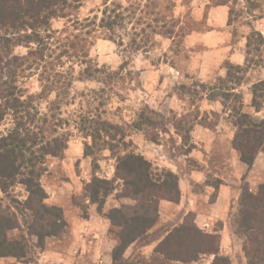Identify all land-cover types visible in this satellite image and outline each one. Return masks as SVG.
Listing matches in <instances>:
<instances>
[{
	"label": "rangeland",
	"instance_id": "rangeland-1",
	"mask_svg": "<svg viewBox=\"0 0 264 264\" xmlns=\"http://www.w3.org/2000/svg\"><path fill=\"white\" fill-rule=\"evenodd\" d=\"M101 1L82 0L76 17L95 12ZM217 1L191 0L188 7L193 14H198L205 5L212 6ZM225 7L231 23L222 27L228 32L224 43L231 45V51L235 47L242 48L246 57L242 69L235 73L240 77L239 84L223 81L225 73L219 74L217 68L203 78L180 71L181 63L177 61L179 55H187L186 49L180 44L164 50L159 36L147 52H131L107 39L95 40L89 49V57L95 63L113 70L124 61L126 65L110 85L95 80H74L58 111L67 121L60 129L67 137L66 148L62 157H46L41 166L40 183L47 195L44 202L61 207L65 226L57 234L40 240L29 233L32 228L39 229L40 221L24 210L22 204L17 208L10 197L4 196L3 205L12 207L20 222L18 229L8 231V237L24 236L28 242L24 257H0V264H115L108 256L112 252L109 239L117 238L118 228L110 226L114 228L113 236L105 227L98 238L86 228L88 223L85 224V219L92 220V217L95 223L100 219L110 222L106 214L114 207L128 214L136 211L155 219L154 225L123 253L133 264L160 263L158 257L150 255L152 250L181 223L190 228L184 235L187 240H197L198 232L205 233L208 241L213 236L216 254L229 262L219 259L217 264H248L245 237L236 232L234 218L241 207L242 194H255L264 182V150H258L250 167L240 160L234 119L236 110L264 117V103L259 112L251 105V85L264 79V41L260 42L256 34L259 32L264 39V0H227ZM66 20L67 17H54L51 26L60 29ZM249 35L251 46L246 47ZM15 52L23 54L26 48L16 47ZM74 70L76 74L79 66L74 65ZM35 76L21 79L20 85L30 92L37 91ZM223 92H232V95L225 98ZM53 99L54 93L46 98L47 101ZM46 106L47 102L42 101L40 110L45 111ZM98 116L118 124L124 133H118L111 141L117 145L114 152L108 145L97 150L93 144L94 151L87 156L84 155L85 144L92 141L85 126L91 123L88 120ZM139 121L142 129L135 127ZM194 125H198L197 133L192 131ZM10 126L7 116L0 122V135ZM130 152L141 154L150 163L148 173L154 186L146 188L144 193L131 194L133 177L125 169H117V157ZM191 170L203 174L202 179H190ZM168 172L177 176L178 194L173 181L167 177ZM93 177L109 180L113 187L101 212L97 211L95 203L83 197L85 184ZM180 179L187 186L184 193L179 189ZM220 187L227 191L218 201ZM10 193L19 201L27 196L21 185L14 186ZM149 196L155 199L150 200ZM162 201L168 202L164 208H161ZM197 211L206 215L202 222L195 219ZM177 242L180 239L172 238L166 248H180ZM183 250L185 254L187 248ZM213 260L214 254L207 253L195 261L169 264H211Z\"/></svg>",
	"mask_w": 264,
	"mask_h": 264
},
{
	"label": "trees",
	"instance_id": "trees-1",
	"mask_svg": "<svg viewBox=\"0 0 264 264\" xmlns=\"http://www.w3.org/2000/svg\"><path fill=\"white\" fill-rule=\"evenodd\" d=\"M81 2L0 0V122L7 116L11 121V126L0 135V257H24L28 242L24 236L20 239L8 237V231L18 229L20 222L12 207L3 205L4 196L10 197L17 208L18 204H22L24 210L40 221L38 230H29L40 240L57 234L65 226L61 207L44 202L47 195L40 183L41 166L46 157H62L66 148L67 137L60 129L67 121L58 111L74 80H95L110 85L126 65L124 61L113 70L95 63L89 57V49L95 40L107 39L131 52H147L153 47L156 36L170 39L169 48L172 49L174 45H180L187 34L201 29V21L191 16L188 7L191 0H102L95 12L78 18L76 13ZM214 5L227 6V0H218ZM184 7L189 10L182 12L180 9ZM72 15L73 19H69ZM58 16L67 17L68 20L60 29H53L51 20ZM230 23L229 13L227 25ZM256 34L263 42L262 35L259 32ZM250 37H246V47L251 46ZM19 46L25 47L26 52L16 53L15 48ZM74 65L79 66L76 74ZM223 66V81L239 84L240 77L235 73L242 66L229 61H225ZM34 75L38 90L30 92L20 85V80ZM52 93L54 99L47 101L46 98ZM230 93L223 92L222 95L229 98ZM251 95V105L255 112H259L264 103V79L251 85ZM234 96L239 97L237 94ZM42 101L47 102L45 111L40 110ZM235 114L239 158L250 167L258 150H264V117L258 118L241 110H236ZM144 119L150 123L147 117ZM88 121L91 123L85 129L92 143L85 144L84 155L93 153V144L97 150L108 145L114 152L117 145L111 141L118 133L123 135L122 128L101 116ZM141 124L139 121L135 127L142 129ZM121 142L124 144L122 139ZM117 159V169H125L134 179L131 181V194L144 193L146 188L154 186L148 173L150 163L141 154L124 153ZM167 177L173 181L178 194L177 176L168 172ZM109 184V180L98 177L85 184L86 194L83 197L95 203L98 212L102 211L106 196L113 189ZM16 185L24 187L27 193L23 201L10 193ZM152 198L155 199L149 196L150 200ZM106 217L112 226L118 228L117 245L111 252L112 262L133 264L129 258L123 257V253L129 244L154 225L155 219L136 211L128 214L116 207ZM234 224L236 232L245 237L244 250L248 264H264V182L255 194H242ZM189 229L183 223L175 226L155 245L150 255L159 258L158 264H169L195 261L202 254L212 253L214 260L211 264H217L219 259L220 262L226 260L225 263H229L216 254L213 236L208 241L205 233L198 232L197 240H187L188 237L184 235ZM172 238L180 239L176 244L180 248H166ZM181 248H187V252L182 254Z\"/></svg>",
	"mask_w": 264,
	"mask_h": 264
},
{
	"label": "crops",
	"instance_id": "crops-1",
	"mask_svg": "<svg viewBox=\"0 0 264 264\" xmlns=\"http://www.w3.org/2000/svg\"><path fill=\"white\" fill-rule=\"evenodd\" d=\"M190 12L191 16L196 21L203 20V29L194 30L183 38L181 47L186 49L187 55H179V61L175 60L177 63H181L179 68L180 71L194 73L197 74V77L203 78L207 77V72L211 71V69L213 70L217 68L219 70V74L225 73V67L223 66L225 61H229L233 64L243 65L245 56L242 53V48L235 47L234 50L231 51V45H226L224 43L228 36V32L222 28L227 24L226 7L224 5H205L201 13L196 14L195 12L193 14V10L191 8ZM160 38L164 45V50L169 48L171 40L162 37ZM182 52H184V50ZM197 126L198 125H194L192 130L193 133H197ZM188 177L195 181H200L203 177V174H201L199 171L191 170L188 173ZM223 186L226 187V185ZM186 187L187 186H184L183 179H180L179 189L181 192L183 191L184 193L187 190ZM226 191L227 190H225L223 187L219 188V195L217 196L218 201L225 197L222 195H226ZM167 203V201H162L161 208H164ZM195 214V219L199 222H202L204 217H206L205 213L200 211H197ZM86 223H88L86 228L90 229L89 231H91L92 234L94 233V235H97L98 238H100L101 230L105 227L110 233L112 232L114 236V228L110 227L111 224L107 220L100 219L95 223V220L93 221L92 217V220L85 219V224ZM89 225L91 228H89ZM109 241H111L109 242V251H112V247H114V245L117 243V238L114 236L109 239ZM95 252H97V250H95ZM108 256L111 257V253Z\"/></svg>",
	"mask_w": 264,
	"mask_h": 264
}]
</instances>
